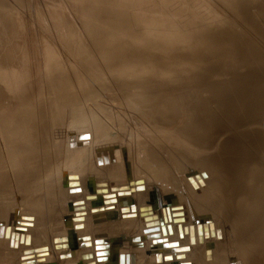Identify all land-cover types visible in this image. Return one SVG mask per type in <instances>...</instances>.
<instances>
[{"label":"bare ground","instance_id":"1","mask_svg":"<svg viewBox=\"0 0 264 264\" xmlns=\"http://www.w3.org/2000/svg\"><path fill=\"white\" fill-rule=\"evenodd\" d=\"M232 1L230 0L231 3ZM239 3L242 9L243 4L248 7L251 0H242ZM177 7L176 5L174 12L170 10V13L176 14L172 17H180L178 19L182 22L174 24L169 20L165 23L163 19L162 28L166 30L165 32L197 31L199 35L203 32L202 37L196 41L186 42L182 38H176L174 43L178 49H202L204 53L199 57L174 56L186 59L188 64L206 70L201 74H193L192 70L185 69L168 71V76L164 78L166 83L161 85H152L142 80L139 82L132 78V75H128V78H132L129 79L128 87L118 80L116 84L120 89L112 91L120 92L122 94L120 98L130 108H136L147 119L149 126L160 131L165 139L177 148H174V151H183L179 152L180 157L184 153L182 157L198 172L192 171V168L186 170L187 176L183 175L185 184L183 187L180 186L179 181L175 179L176 171L181 168H178V162L172 164L174 162L172 161V166L168 165L169 158L166 161L167 158L160 153L164 148L150 150L149 147L144 150L143 156L139 157L143 164L136 161L138 157L136 154L132 155L134 170H137L138 166L142 167L138 179H132L134 170H131L132 173L130 169L125 171L126 174L120 173L117 161H108L112 158L104 156L105 160L96 168H104L105 173L100 171L102 169L99 170L100 173L96 168L90 172L89 165L86 175H95L96 178L105 175L114 177L116 184H113V179L111 183L110 180L97 179L89 180L87 184L83 179H77L74 185L67 188L69 191L53 190L59 188L56 183L57 186L53 185V181L57 173L61 172L59 161L62 159H57L60 155L56 156V151L53 153L55 148L52 147L54 140L51 136L54 139L56 136L52 134L54 128L52 129L49 124L51 103L47 95L51 91L47 94L40 91L37 93L35 90L34 94L33 82L28 80V89L26 86L24 92L15 93L14 97L11 96L12 105L0 109V146L5 142L15 152L12 158H8L11 161H7L2 158L0 151V178L7 180V176L4 175L6 163L8 165L13 163V167H19L17 171L22 174L21 168L27 171L28 163L34 161L38 168L34 169L29 177L31 186H35L36 189L31 191L35 193L37 187L38 190H51L44 195L39 208L33 207L30 203L32 198L27 196L22 207L29 210L28 212L19 213L21 207H17L7 218H2L0 214V264H221L228 259L235 262L231 264H264V114L261 116L262 113L257 109L263 101L261 98L264 97V56L251 44L239 45L236 31L232 32L223 27L210 29L213 23H210L211 26L196 25L193 22L200 14L197 16L195 13L197 16L195 18L193 11L190 15L187 14V8L185 10L181 8L183 11H179ZM174 25L181 28H174ZM260 30L264 34V27ZM224 55L227 57L218 59ZM141 63L136 69L144 64ZM206 64L209 66H204ZM237 70L240 71L234 73ZM225 71L227 73L223 74ZM100 81L99 84L103 83ZM111 81L114 82L115 78ZM99 84L97 82V85ZM106 86L102 84L104 89ZM98 89L95 91L93 89V93L98 92L100 90ZM131 91L136 95L132 96ZM78 102L80 100L77 99L75 103ZM69 103L63 106L65 110H68ZM73 108L71 114L78 113V108L75 106ZM52 112L55 113L53 110ZM59 114L60 117L57 118L60 119L65 115ZM54 120L55 123H62L64 119ZM58 130L61 131L60 128ZM82 133L79 137L72 134L68 142L63 144L62 148L66 152L63 157H67L65 159L68 160L74 156L73 154L77 155L76 153L83 150L81 146L84 142H91L93 149L97 145L94 144L93 135ZM56 134L60 136L61 133ZM103 135L105 139L111 137L108 133ZM58 137L57 140L60 139ZM57 147L59 152V145ZM53 154L56 156L54 160L51 158ZM96 161L99 163L100 160ZM182 167L184 168L183 165ZM7 172L9 174V171ZM130 178L133 182H129L131 190L129 183L126 185L124 182L131 180ZM141 179H153L150 180L153 184L163 181L165 188L161 192L157 186L151 187L152 184ZM64 181L61 183L66 184L67 181ZM121 182L123 184L119 185ZM83 183L86 187L82 185ZM31 186L27 187L31 189ZM27 187L22 185L20 190L26 191ZM184 188L189 191L187 205L191 213L190 219L187 218L185 206L180 203V198H184L183 193L180 194ZM26 193L28 194V191ZM175 214L177 216H174ZM210 215L217 220L210 219ZM106 233L107 235H104ZM123 241H130V244H127L129 248L126 244L122 246ZM132 245H136L137 248H132ZM2 246L6 247L7 253ZM29 252L36 254L28 255ZM149 252L153 254L149 255ZM89 254L92 257H88ZM7 255L9 257H6ZM55 255L57 260L54 258ZM122 256L124 260L121 259ZM67 258L72 262L67 261ZM59 259H62L61 263ZM218 259H221V262Z\"/></svg>","mask_w":264,"mask_h":264},{"label":"rangeland","instance_id":"2","mask_svg":"<svg viewBox=\"0 0 264 264\" xmlns=\"http://www.w3.org/2000/svg\"><path fill=\"white\" fill-rule=\"evenodd\" d=\"M239 1L242 2V0ZM239 1H235L239 5L235 4V7L234 0L232 3L230 0L228 2L227 0H0V37L2 36V38H0V40L2 39L0 41V109L12 105L11 102H13V100L11 96L14 97L15 93H18V91L24 92V87L26 86V89H28V80L33 82V89L35 88L33 92L36 90L35 92L37 93L40 91L47 92L48 94L51 91L47 97L48 99L50 98L49 103H51L49 111V118H51L49 120L51 123L49 121V124L52 129L54 128L52 134L56 136L55 139L51 136L54 143H56L54 144L52 142V147L54 146L55 148H53V153L56 151L57 154L54 153L56 156L62 155L61 157L57 156V159H62L59 161L60 167L58 165L59 171L61 172L58 171L59 173H57V177L53 181V185L56 183L60 189L56 188L53 190L69 191L67 188L74 185L77 179H83V182L86 184L89 180L96 181L97 179L110 180L109 183H111L113 179L114 184V177L105 175L106 178H99L98 176L96 178L94 177L95 175H86V171L89 170L90 166H95L92 167V169L90 167L89 171L92 172L96 166L98 167L100 163L102 164L105 160L103 158L104 156L105 158L110 156L112 159L108 161L116 160L120 173L123 172L124 174L125 171H129V169L132 173L135 169L131 159L132 155L136 154V156H138L136 157V161L143 164L139 157L143 156L144 150L149 147L150 150H152V148H157L158 150L161 147L164 148L162 149L163 151L160 150L161 152H159L164 158H167L166 161H168L169 158V162H167L168 165L172 166V161H174L172 164L178 162L177 164L179 165L177 166L181 168H179V171H176L178 174L176 173L175 179L179 181L180 186H184L185 181L183 180L185 179L183 175L187 176L186 173L189 168H192L191 170H194V172H198L187 159L182 157L184 153L181 154L182 158L180 157V153L183 151H174L173 149L177 148L168 142L160 131L149 126L147 119L140 114L136 108H130V106L120 98L122 97L120 92H113L112 90L120 89V86L116 84L118 80L123 83V85H127V87L130 83L129 79L132 78L139 82L142 80V82H148L152 85H161L166 83L164 78L168 76V71H180L181 69H185L188 71L192 70L191 72L193 74H201L206 70L203 67L191 63L188 64L186 59L174 56L178 55L189 58L191 56L199 57L204 53L202 49L181 50L176 48L174 43L176 38H182L186 42L196 41V39L202 37L203 32L200 35L197 31L182 33L179 30H173L165 32L166 30L162 28L164 25L163 19H165V23L169 20L174 24L182 22L181 19H178L180 17H172L176 14L170 13L171 11L174 12L176 5L179 11H183L187 8L186 11L189 12H187V14L191 15V11H193V16H195V13L196 15L200 14L199 16L197 15L198 18L195 16L198 20L195 19L193 23L196 25L205 24L207 26V24L213 23L212 26L211 24L209 25L211 26L209 27L210 29H222L221 27H223L232 32L233 30L236 31V40L239 45L242 43L251 44L264 56V34L260 30L264 27V0H251L248 7L244 5V1V4H242L245 8L242 7V9ZM146 6H153L151 7L153 9L149 7L146 8ZM237 7H239V9ZM181 8L184 9L181 10ZM167 10L169 12H167ZM199 17L202 19L200 20ZM3 20L6 21H4L5 25L4 22H2ZM196 20L198 23H196ZM173 27L177 29L181 28L179 25H174ZM10 34L11 36H9ZM165 49L167 51H165ZM225 57H227V55H224V57L221 56L218 59ZM228 58H230V56H228ZM114 60L118 61L112 62ZM140 62L144 64L141 63L142 66L136 69V66ZM204 66L209 65L206 64ZM239 71L240 70L234 71V73H238ZM226 73L225 71L223 74ZM113 74H115L116 77ZM128 75H132L133 77L128 78ZM118 76H120L119 79L117 78ZM94 77H99L100 80L103 79L105 82L102 80L100 81L98 78V80H96ZM113 77L115 78L114 82L111 81L112 79L114 80ZM99 81L103 83H100V85ZM92 82H94V84H92ZM97 82L99 85H97ZM49 83L50 85H48ZM109 83L110 85H108ZM102 84L107 85L106 89L102 87ZM95 87L96 89H100H98V92H95L99 93L98 95L93 93V89L94 91L96 90ZM103 89L104 91L108 90L104 92ZM102 91L105 94H103ZM130 94L132 96L136 95L133 91H131ZM96 96H98V98ZM72 98L75 100L73 101ZM77 99L80 100V102L75 103ZM261 99L264 101V97ZM119 100L123 103L122 105ZM263 101L260 104L261 108L259 106V108H257L258 111L262 113H260L261 116L264 114ZM58 102L64 103V105L58 104ZM67 103H69L68 110H65L63 106L67 105ZM73 106L77 107L79 111L75 114L72 113V115L70 111L74 109ZM60 108L62 110L61 112ZM52 110L55 111V113L59 112L65 115H63L64 117H61V119L57 118L60 117V114L58 113L57 115L53 113ZM55 118L59 121L62 119L65 120H62V123L60 122L62 124V129L59 122L55 123ZM79 122L82 123L79 124ZM74 123H76V125ZM55 126L57 130L60 128L61 131H57ZM100 128L101 130L104 129L107 131H101ZM82 132H86V135H93L92 138L95 139L94 144H97L95 145L96 149L91 147V142H84L81 148L85 150H80L79 153H76L77 155L73 154L74 156L71 158L68 157L70 158L68 160L65 159L67 157H63L64 153H66L64 152V148H62L63 144L68 142L72 134L79 137V134H83ZM56 133L61 134L59 136ZM104 133H108L111 137L105 139ZM57 137L59 140H57ZM160 142L163 144L161 145ZM57 145L60 147L59 152H57ZM104 148L105 150L108 149V151L106 152ZM0 151L3 155L2 158L7 161H11V159L8 158H12V155H15L12 148L5 142L0 146ZM173 151L174 153H172ZM131 152L133 153L131 154ZM163 152H167L168 154L165 153V155ZM169 153L170 155L173 154L171 155L173 157H171ZM54 154L51 156L53 160L56 158ZM175 155L176 159L174 158ZM72 158L75 160L73 159L72 161ZM172 158H174V160ZM170 159L172 160L170 161ZM96 160H100L99 163ZM130 161H132V163ZM179 162L182 163L184 168ZM6 164L7 165L4 167V175L7 176V180L0 178V214H2V218L9 217L13 209L17 207H21L18 210L19 213L28 212L29 210H24L22 207L25 203H23V201L26 200L24 198L27 196L32 199L37 197L34 199L35 201L31 199L30 203L35 208L41 207L40 202L44 199V195L50 192L51 189L44 191L39 188L42 190L41 192L37 187L36 192H32L35 191L36 188L33 185L31 186L29 176L34 169L38 168L37 163L34 161L29 162L27 171L21 168L23 171L22 174L21 172L19 174L17 171L19 167H13V163H9V165L8 163ZM31 168L33 169L31 170ZM141 169L142 167L138 166L137 170L133 171L132 179H138ZM96 170L105 173L104 168L99 167V169L96 168ZM7 171H9V174ZM79 172L80 174L82 172L84 174L82 173L80 176ZM183 172L186 173L183 174ZM50 173L53 174L52 171H50ZM61 177L64 178L62 179ZM71 179L73 180L71 181ZM132 179L124 182L126 185L129 182L133 183ZM181 179L182 182H180ZM62 180H65L64 182L67 181V183H61ZM141 180L150 183V180L153 179ZM70 181L71 183L68 184ZM84 183L82 185L86 187ZM131 183H129L130 187ZM118 184L122 185L123 182ZM155 184H153V182L150 183L151 187L155 188V186H157L156 188H160L161 192L165 188L163 181L156 182ZM22 185L25 187H29L30 185L31 189L27 187L28 189L26 188V191H21L20 188ZM126 185L123 186L126 187ZM129 189L131 190L132 187ZM27 191L28 194L26 193ZM186 191L188 190H185V188L184 191L181 190L180 194L182 195L183 193L184 198H180V203L185 206L187 218L190 219L191 213L187 205L189 191L187 193ZM152 192L154 193V190ZM58 197H60V195H58ZM71 200L73 201L74 199ZM133 201L135 202L136 200L134 199ZM136 203L137 202H135V204ZM149 205L150 204H148V206ZM211 217L210 215L209 218H214L213 221L217 220L215 217ZM10 221L9 218L8 222ZM73 231H75V229ZM104 235H107V233ZM129 242L130 241H123L122 246L126 244L128 247L127 244H130ZM1 248L4 249L6 253L8 252V250L5 249L6 247L3 248L2 246ZM132 248L136 249L137 247L136 245H132ZM29 254L35 255L36 253L29 252L28 255ZM152 254L153 253L149 252V255ZM18 256L19 255H17L16 260H18ZM6 257H9V255ZM54 258L57 260L56 255ZM68 260L69 258H67V261ZM59 261L61 263L62 259H59ZM69 261H71V259ZM218 261L221 262V259H218ZM231 262L234 261L228 259L225 263L221 264H231Z\"/></svg>","mask_w":264,"mask_h":264},{"label":"water","instance_id":"3","mask_svg":"<svg viewBox=\"0 0 264 264\" xmlns=\"http://www.w3.org/2000/svg\"><path fill=\"white\" fill-rule=\"evenodd\" d=\"M84 137H85V136H84ZM112 201H113V200H112ZM113 202H114V201H113ZM179 215H180V214H179ZM174 216H177V215L175 214ZM180 219H183V218H180ZM186 249H187V248H186ZM186 249H185V250H186ZM87 256H88V257H92V255H90V254H89V255H87ZM121 259H122V260H124V256H122V258H121Z\"/></svg>","mask_w":264,"mask_h":264}]
</instances>
